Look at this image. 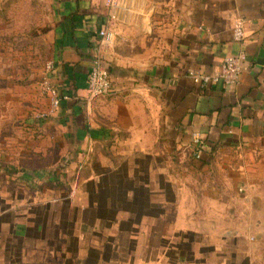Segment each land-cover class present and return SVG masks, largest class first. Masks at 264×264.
I'll list each match as a JSON object with an SVG mask.
<instances>
[{"label": "crops", "instance_id": "obj_1", "mask_svg": "<svg viewBox=\"0 0 264 264\" xmlns=\"http://www.w3.org/2000/svg\"><path fill=\"white\" fill-rule=\"evenodd\" d=\"M52 8L48 74L68 97L38 118L48 100L25 91L30 114L2 121L0 157L61 152L117 164L86 168L97 177L69 182L65 197L34 201L27 215L21 196L42 166L16 171L22 188L0 183V264H264V0H52ZM238 18L243 44L232 37ZM240 49L237 84L203 88L189 75ZM95 56L113 82L97 97L87 86ZM194 131L205 135L200 159Z\"/></svg>", "mask_w": 264, "mask_h": 264}, {"label": "rangeland", "instance_id": "obj_2", "mask_svg": "<svg viewBox=\"0 0 264 264\" xmlns=\"http://www.w3.org/2000/svg\"><path fill=\"white\" fill-rule=\"evenodd\" d=\"M54 29L55 15L52 0H0V125L2 121L14 122L13 124L16 125L30 114V111L28 114L24 109L22 99H19L29 88L36 87L40 91V81L52 59ZM1 132L0 127V134ZM9 153L12 156V152ZM2 154L1 152L0 156ZM61 154L59 152L52 158L44 156L42 159L34 160L18 159L15 156L5 157L6 159L0 157V166L4 165L12 172L10 175L0 173V183L8 182L15 190L22 188L21 184L26 182L25 175L16 171L23 172L33 166H42L43 171L32 176L30 185L26 182L21 196L24 198L22 203L24 206L20 207L24 214L27 213L26 210H31L34 201L65 197L62 193H66L65 188L69 182L80 183L88 180L89 177H97L89 176L85 170L98 165L97 162H102V165L106 162L117 164V159L113 158L111 160L72 159L66 156L67 153ZM99 177H108L107 180H111L114 176ZM38 185L40 190L36 191ZM49 185L57 186L61 190L52 193ZM11 193V197L15 198L22 191L19 189Z\"/></svg>", "mask_w": 264, "mask_h": 264}, {"label": "built area", "instance_id": "obj_3", "mask_svg": "<svg viewBox=\"0 0 264 264\" xmlns=\"http://www.w3.org/2000/svg\"><path fill=\"white\" fill-rule=\"evenodd\" d=\"M109 3L113 0H108ZM100 34L107 42L114 39V33L105 29L101 30ZM233 40L239 44H243L246 38L245 22L238 18L233 25ZM247 59V54L243 49H240L235 54L224 56L220 66L210 73L201 72L198 70H190L189 75L193 81L199 86L206 88L212 85L231 86L237 84L242 76L244 63ZM50 63L46 74L42 77L39 88L41 93L47 98L48 106L44 111L38 113V118H48L56 114L61 107L63 99L67 95L61 93L57 84L51 79L48 71L51 69ZM88 91L93 97L107 95L111 92L113 82L108 69L103 67L100 57L95 56L92 59L91 69L88 77ZM191 143L193 155L195 158L202 157L203 148L205 145V135L200 131H194L191 134Z\"/></svg>", "mask_w": 264, "mask_h": 264}]
</instances>
